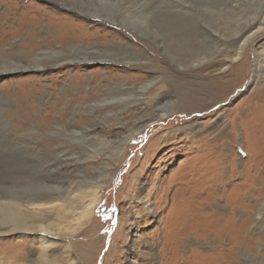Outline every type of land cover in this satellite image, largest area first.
I'll list each match as a JSON object with an SVG mask.
<instances>
[{
	"label": "bare ground",
	"instance_id": "1",
	"mask_svg": "<svg viewBox=\"0 0 264 264\" xmlns=\"http://www.w3.org/2000/svg\"><path fill=\"white\" fill-rule=\"evenodd\" d=\"M42 1H46L43 8L51 9L50 11L48 9H42L40 11L38 7L32 6L30 2H27L25 6H29V8L26 11L24 10L18 13V26L10 30L7 29L4 23L7 20L17 19L15 15V12L18 11L15 8V4L17 3L15 0V4L13 0H2L1 2L3 5L2 8L4 9L0 10V77L27 70H36L39 74L30 77H34L31 83L28 82L29 80L17 79L15 80V84L10 83L11 89H7L6 91L0 90V124L2 125L1 128H7L6 130L8 131V134H3L4 136L0 137V140L4 141V145L10 146L13 150H18L26 154L32 163L37 164L40 162L36 158L39 154L41 156H55L59 162L63 156L62 154H66L67 152H85L86 156L84 160L90 161L92 163L91 165L98 163L95 161L97 153L107 151V155L105 160L100 161L99 167L97 168L99 172L96 173V177L90 180L84 178V176H75L78 179L76 181L72 178L73 176H71L70 171H68L67 174L65 173V180L57 182L56 185H50L49 183L41 184L42 186L39 187L41 190L38 191L34 187L17 189L12 183L17 182L19 177L16 179V176H11L10 178L4 179L7 183L4 190L0 192V233L34 231L45 235L40 239V253L33 260V264L51 263H46L42 260L45 254L44 250L54 245L51 238L60 232L63 233V229L66 234L73 232L82 225L83 220L87 219L93 206L100 199L99 191L111 179L112 174L110 170L115 168L114 162L123 154L128 142L148 124L168 117L177 108L176 100L169 98L162 99L164 92L160 89H163L167 84L165 85L161 81L168 76L161 77L164 75L162 71H164L165 67L162 66L160 61L153 60V64H147L150 59H148V52L145 46L141 45V47H136L134 40L130 37L128 38V36H125L119 42H103L100 37H96L90 42H82L81 39L87 38L88 35L98 34V31H102L103 29L96 30L95 28H91L89 30L91 34L86 33L83 30L84 25L82 22L76 20H72V22L69 20V17L76 16L85 21L91 16H96L100 19L109 20L108 22L118 24L132 32L149 34L159 43V46L161 45L163 52L166 51L168 53L170 60L180 67L182 65L181 61H179V49L177 46L181 45V49L186 48L185 43L187 42L186 36L188 32L195 30L197 34H201L204 37L200 40L201 44L207 38L212 42L217 41L218 44L224 45L226 42H224V33L211 28L210 23H213V20L222 22V17L236 18L235 20L239 27L234 31L231 40L232 53L227 54L228 52L220 50L219 55L221 58L216 63H220L221 66L225 67L227 63L231 64L234 62L233 67L228 72L226 71V75L229 74L228 76H230L233 72H236L239 78L244 74V70L247 67V58L243 56L246 49L245 46L247 43L251 44L255 33L260 32L264 28V1L255 3L257 5L251 13V16H247L244 25H239L238 19L241 14V5L236 0L230 1L224 7L209 5V3H202L195 7L186 0ZM51 2L59 3L64 8L89 16L88 18H82L79 15L77 16L76 13L73 14V11L68 12L67 10L63 14L60 10L56 9V5H52L53 8L49 7L50 5L48 4H51ZM196 9H200V13ZM113 13H116V16H110ZM41 21H46V23L41 24ZM66 22H69V24L72 23V27L67 29L68 32L65 31L66 25L68 24ZM183 27L185 31H183ZM58 30L60 32L57 33ZM182 31L186 33V36H182ZM12 33L19 34L20 39L16 42L9 43V38ZM109 35L117 36L112 33ZM166 42V45L170 46V49H167ZM2 44L7 45V47L3 48ZM198 53L196 55H188L186 61L189 62L191 60L193 62L192 57H195L196 59H194L195 61L193 63L202 64L205 61L208 62L213 57V55H208L206 51ZM137 61L140 63L145 62V64L136 63ZM91 62L103 66L101 68L104 70L106 69L105 73H101L103 77L101 80V88L100 84L90 86L89 88L105 89L103 95L89 98V92L87 96L85 94L86 92L84 90L82 91L85 82L84 79H81L80 69L77 68L78 70L71 74L70 79H67V89L70 86H72V89H76L74 93H67V101L69 103L67 110H70L71 104L74 103L75 111L72 114L74 116L65 121V123L61 121L65 114H60L53 122H50L47 113L38 117L31 116L34 108L32 102L33 96L39 94L36 86L42 74H49L50 70L57 69L59 71L58 73L50 74L53 81H56L66 73V70H68L67 65L76 63L87 66ZM107 62L123 64L125 67L122 70L120 69L123 74L121 73V76L113 77L114 73H117L115 70H119V68L117 66L115 69L111 65L104 66ZM132 66L133 70L143 71L141 69L147 68L151 71L149 70L146 78L137 76L140 74L132 73L126 74L127 76H125V69H132ZM99 73L100 71L98 72V70L93 71V73L88 72L86 80L92 77L95 80V76ZM224 75L220 73L216 77L210 78V80L200 87L198 86L199 89L196 87L187 91L186 97L188 103L190 105L196 103L198 94L202 91L203 93L207 92L206 94L211 97H215L217 94L223 96L224 93H227L230 86H232V82H230V85L227 84L224 88L222 87L223 90L218 86V83ZM239 78L236 79L235 84L240 82ZM260 78L261 80L256 81ZM252 84L256 87L251 89ZM47 90L49 91V89ZM245 91L249 93V96L242 103L245 108L238 112L235 119L236 122L240 125L248 119V124L252 128L254 127L252 125L253 122L259 119L260 123L256 121L255 128L257 130L261 129L262 125L264 128V43L254 50L251 78L246 84ZM206 94L204 95L206 96ZM40 96L41 98H46V93L42 91ZM62 99H64L63 95L60 100ZM81 109L87 110L88 113L83 119V124L76 125V120L78 119V117L76 118V112ZM125 112L129 114V118H127L128 115L126 118L122 117ZM112 119L119 122V128L115 131L116 134L114 133V136H106L104 130L106 129V125H103L108 124ZM67 138L68 140L75 139V141L79 140L80 142H78L79 144L73 145L66 140ZM54 140H60L61 142L52 144ZM86 142H89L88 146L91 149L87 148ZM18 163L3 162L0 168L8 171L11 168H18L20 161ZM79 167L80 170L73 169L71 172H81L83 166L81 165ZM53 170L46 168L44 171L47 176H34L32 179L33 181L48 182V179L50 180L52 178L51 174L55 175L54 179L55 177H60V174L55 173V167ZM256 171L261 172V177L264 178V159L258 163ZM257 181L261 183V185L259 184L261 195L256 206L255 203L252 205L245 202L244 205L236 206L238 202H231L232 200L229 199L231 203L228 208L229 210L226 211L223 218V224L217 223L219 218L217 216L218 214L215 213L209 216L210 220L205 222L203 220V223H201L202 221L197 222L196 218L193 219L187 213L188 208H191L190 205H192L188 203L189 199H181L179 202L181 215L177 217L180 219V222L175 231L178 237L174 241L177 249L176 259L178 263L201 264L200 262H196V258L208 262L202 257L203 255L197 257L198 253L194 252V249L192 255L187 256L185 254L186 257L182 256V248H184L186 242L184 237H186L188 232H191L195 238L193 240L195 243L201 237L205 240L204 244L207 247L221 249V253L223 251L224 255L225 251L228 250L229 258L216 264H264V179L262 182L261 180ZM247 189L249 190V188ZM213 198V196L209 195L202 199L200 203L202 206L217 204L219 209L225 207V205L222 207L219 203H211L214 201ZM189 216L193 220H190ZM236 216H239L237 222L234 220ZM189 221H191L190 224ZM250 227L253 228V233L249 235L250 241L247 242V248L245 249L244 244L241 247L242 249L240 250L238 259L236 256L238 244L242 240V234L248 232ZM209 234L211 235V239H208ZM222 241L228 243V248L226 247L225 250H222ZM165 243L164 248L168 249V240ZM67 251L68 249L58 248L50 254V259H53L58 254L67 253ZM169 253L170 250L167 252L164 249V261L168 258ZM212 254L209 253V256ZM204 255H206L205 252ZM12 259L14 260L16 257H12L11 261ZM194 259L196 260L194 261ZM152 260H156L154 253Z\"/></svg>",
	"mask_w": 264,
	"mask_h": 264
},
{
	"label": "rangeland",
	"instance_id": "2",
	"mask_svg": "<svg viewBox=\"0 0 264 264\" xmlns=\"http://www.w3.org/2000/svg\"><path fill=\"white\" fill-rule=\"evenodd\" d=\"M186 1L195 7L202 3L224 7L232 0ZM262 1L264 0H236L241 5V7L238 5L241 8V14L238 19L239 25H244L247 16H251V13L257 5L255 3ZM1 2L2 0H0V10L4 9L2 8L3 5ZM15 2L17 4L13 0L15 8L18 10L15 12L16 16L19 15L18 13L20 11H26L29 8V6H25L27 2H30L32 6L38 7L40 11L42 9H48L43 8L46 1L44 2L42 0H15ZM48 5L51 8L56 5V9L60 10L63 14H65L64 12L66 10L68 12L73 11L55 2H51ZM201 8L204 9L202 6ZM48 10L50 11L51 9ZM196 10L199 12L198 9ZM72 13L75 14L76 12L73 11ZM76 15L82 18H88L89 16L80 12H77ZM110 16L114 17L116 13ZM18 17H16V20H7L4 23L8 30L18 26ZM69 18L71 21L76 20L82 22L84 25L83 30L89 34H91L89 32L91 28H95L96 30L103 29L102 31H98V34L88 35V37L86 36L87 38L81 39L82 42H90L96 37H100L103 42H119L125 36H128V38L130 37L134 40L136 47H141V45L145 46L148 52V59H150L147 64H153V60L160 61L162 66L165 67L164 71H162L164 75L161 77L168 76L161 81V83L164 82L165 85L167 84L163 89H160L164 92L162 99L169 98L176 100L177 108L168 117L148 124L128 142L123 154L114 162L115 168L110 170L112 174L111 179L99 191L100 199L93 206L87 219L83 220L82 225L71 233L66 234L63 229V233L60 232L58 235H54L51 238L54 245L44 250L45 254L42 260L46 263L51 262L48 264H182V262L178 263L176 259L177 249L174 243L178 237L175 231L180 222V219L177 217L181 215L179 202L182 198L189 199L188 203L192 205H190L191 208H188L187 213L193 219L196 218L197 222L202 221L201 223H203V220L204 222L208 221L210 220L209 216L215 213L218 214L219 220H217V223L220 224H223V218L226 211L229 210L228 208L231 202H238L236 206L244 205V202L252 205L255 203L256 206L259 201L261 183L257 180H261L262 182L264 178L261 177V172L256 171V167L264 159V128L263 125L261 129L257 130L255 128L256 121L260 123L259 119L253 122L252 125L254 127L252 128L248 124V119L240 125H238L235 119L238 112L245 108L242 103L249 96V93L245 91V87L251 78L254 50L264 43V28L260 32L255 33L251 44L247 43L245 46L246 49L243 56L247 58V67L244 70V74L239 78L236 72H233L230 75L231 77L228 76L229 74L226 75L233 67L234 62L231 64L227 63L226 68L221 66L220 63H216L221 58L219 55L220 50L228 52L227 54L232 53L231 40L234 31L239 27L235 20L236 18L222 17V22L213 20V23H210L211 28L224 33V42L226 41L224 45L218 44L217 41H213V43L207 38L201 44L200 40L204 38L201 34H197L194 30L188 32L186 36V33H183L185 31L183 27L182 36H186L187 38V42L185 43L186 48L181 49V45L177 46L181 67L170 60L168 53L166 51L163 52L161 45L159 46V43L149 34L132 32L127 28L118 24H112L108 22L109 20L100 19L96 16H91L85 21L76 16H70ZM40 23H46V21H41ZM66 23L68 24L66 25L65 31L68 32L67 29L72 27V23ZM58 32L60 31L58 30ZM111 33L117 36H110L109 34ZM19 39V34L12 33L9 38V43L16 42ZM6 47L7 45H3V48ZM205 48L207 49L205 50ZM167 49H170V46H167ZM203 51H206L210 56L213 55L208 62L194 64L195 57H192L193 62L191 60L189 62L186 61L188 55H196L199 54L198 52ZM136 63L145 64V62L140 63L138 61ZM108 65L113 66L115 69L117 66L119 68V70H115L117 73H114L113 77L123 74L121 71L125 67L123 64L112 62L104 64V66ZM67 66L68 70H66V73L56 81H53L50 74L58 73L59 71L57 69L50 70L49 74L41 75L40 83H36V89H38L39 94L33 96L32 100L34 105L32 117L33 115L37 117L43 116L47 113L50 122H53L57 116L65 114L64 118L61 119L65 123V121L74 116L72 115L75 111L74 103L71 104L70 110H67L69 106L67 93H74L76 89H72V86L67 89V79H70L71 74L78 70L77 68L80 69L79 72L82 76L80 78L82 80L84 79L85 82L82 91L84 90L87 96L89 92V98L103 95L105 89H89L90 86H97L99 84L101 88L102 74L106 72V69L101 68L103 66L92 62L87 66L76 63ZM95 70L100 71V75L97 74L95 80L92 79L93 77L86 80L87 73H93ZM141 70L143 71L133 70L132 66V69H125L124 75L127 76L126 74L129 73L140 74L137 76L146 78L150 69L145 68ZM220 73L225 74L221 79L222 81L220 80L221 83H218L220 89L223 90L225 85H230V82H232V86H230L228 92L224 93L223 96L217 94L215 97H211L206 94L207 92L203 93L202 91L198 94L197 102L190 105L186 97L187 91L198 86L200 87L210 80V78H214ZM35 74H39L38 71L27 70L4 75L0 77V90L6 91L7 89H11L10 83L15 84V80L17 79L29 80L28 82L31 83L34 77H30ZM238 78L240 82L235 84ZM259 80L261 78L256 81ZM255 87L252 84L251 89ZM42 91L46 93V98H41ZM62 95L64 99L60 100ZM87 113L85 109L76 112V118L78 117L76 125L83 124V119L87 116ZM126 116L129 118L127 112L123 113L122 117L126 118ZM98 117L101 118L100 116ZM109 123L103 125H106V129H104L106 132L105 135L114 136L116 134L115 131L119 128V122L112 119ZM1 126L0 124V137H3L8 134V131L6 130L7 128L4 129ZM4 130L7 133L3 132ZM66 140L73 145L79 144L78 142H80L79 140L75 141V139L68 140L67 138ZM59 142L61 141L54 140L52 144ZM0 143V165L3 162H15L19 164L18 161H20L18 168H11L8 171L0 168V192L4 190L7 183L4 179L10 178L11 176H16V179L19 177L17 182L12 183L17 189L34 187L38 191L41 190L39 187L44 183L56 185L57 182L65 180L68 171H70L71 176H73L72 178L76 181L78 179L75 176H84V178L89 180L93 179L96 177V173L99 172L97 168L99 167L100 161L105 160L107 155V151L97 153L95 161L98 163L91 165L92 163L90 161L84 160L86 156L85 152H67L66 154H62V158L59 157V162L55 156H41L39 154L36 158L40 162L37 164L32 163L30 158L21 151H15L10 146L4 145V141L0 140ZM86 143L87 148L91 149L88 146L89 142ZM81 165L83 166L82 173L77 171L71 172L73 169L80 170L79 166ZM54 167L55 173L60 174V177H55L54 179L55 175L51 174L52 178L50 180L48 179V182L38 181L37 179V181H33L32 178L34 176H47L44 170L46 168L53 170ZM209 195L214 197V201L211 203H219L222 207L224 205L225 207L219 209L217 204L202 206L200 202ZM229 199L232 201L230 202ZM186 205L188 204L186 203ZM208 212L209 214H207ZM190 216L189 219L191 218ZM238 217L236 216L234 219L236 222L238 221ZM251 233H253L252 227L248 229V232L242 234V240H240L236 252L238 259L243 244L245 249L247 248V242L250 241L249 235ZM44 236L34 231L0 233V264H33V260L40 253V239ZM184 238L186 239L184 248H182V256L184 257L197 252L198 256H195L201 257L203 255L202 257L208 261L204 262L199 260V258H196L197 260L194 259V261L196 260V262H200L201 264H216L229 258L228 250L225 251L224 255L223 251L221 253V249L207 247L204 244L205 240L201 237L195 243L193 241L195 238L191 232H188ZM209 238L211 239L210 234L208 236ZM167 240L169 242L168 249L164 248L165 241ZM226 241H222V250H225L226 247L228 248V241ZM58 248L68 249V251L67 253L58 254L53 259H50V254ZM164 249L167 252L170 250L168 258L165 261L163 260ZM204 252L207 257L204 255ZM153 253L155 254L156 260H152ZM209 253H213V256L210 255V257ZM12 257H16V259H12L11 261Z\"/></svg>",
	"mask_w": 264,
	"mask_h": 264
}]
</instances>
